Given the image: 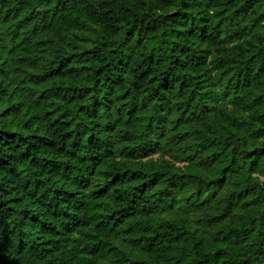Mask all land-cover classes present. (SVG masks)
Here are the masks:
<instances>
[{
  "label": "trees",
  "instance_id": "1",
  "mask_svg": "<svg viewBox=\"0 0 264 264\" xmlns=\"http://www.w3.org/2000/svg\"><path fill=\"white\" fill-rule=\"evenodd\" d=\"M0 264H264V0H0Z\"/></svg>",
  "mask_w": 264,
  "mask_h": 264
}]
</instances>
